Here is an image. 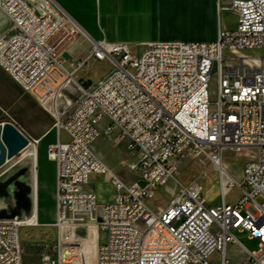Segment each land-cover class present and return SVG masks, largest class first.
<instances>
[{
    "label": "built area",
    "instance_id": "2783aa9c",
    "mask_svg": "<svg viewBox=\"0 0 264 264\" xmlns=\"http://www.w3.org/2000/svg\"><path fill=\"white\" fill-rule=\"evenodd\" d=\"M225 10L236 15V28L220 31L213 42H152L139 58L128 43L102 40L74 62L71 73L53 41L70 22L61 6L54 0H0L9 21L0 38V68L43 106L62 90L77 99L56 124L68 141L59 138L47 150L56 165L57 245L45 264H87L91 233L94 264H213L216 253L220 264H230L226 249L236 241L235 231L259 244L242 264H264V70L245 64L229 69L224 54L264 49V0H232ZM91 60L108 61L112 70L85 86L74 77ZM71 83L74 91L67 88ZM103 132L116 133L138 154L129 164L138 173L136 182L127 183L96 154L93 145ZM29 145L37 147V141ZM229 149L254 152L240 181L223 164ZM185 160L206 161L217 173L218 205L207 202L203 175L180 181ZM92 176L112 186V202L98 205ZM233 189L240 199L229 203ZM160 190L171 200L154 210L149 202ZM32 216L0 220V264H27L21 229L41 226L29 221ZM101 228L109 232L102 246Z\"/></svg>",
    "mask_w": 264,
    "mask_h": 264
},
{
    "label": "rangeland",
    "instance_id": "374dc122",
    "mask_svg": "<svg viewBox=\"0 0 264 264\" xmlns=\"http://www.w3.org/2000/svg\"><path fill=\"white\" fill-rule=\"evenodd\" d=\"M73 27L68 23L60 34L71 31ZM144 28L139 29L146 32ZM147 34V33H146ZM145 33H133L132 37L126 40V43L135 45L139 38H145ZM137 57H142L147 50L146 45H140L133 48ZM83 53V52H82ZM225 57H228L226 51ZM233 58L228 60V68L236 70L243 68V64L253 70H264V49L246 51L241 50L236 54L231 55ZM239 56H247L249 59H241ZM77 58V57H76ZM254 59V60H252ZM77 60L74 59V62ZM112 70V65L108 61L96 62L91 61L88 66L75 74L74 80L80 81L81 84L88 86L96 84L105 78ZM218 71L215 64L213 73ZM225 75V71H223ZM234 76H230L232 80ZM73 88H76L71 83ZM210 100L212 102L217 99V76H213L210 87ZM67 93L63 90L58 94L55 93L54 98L46 105L40 104L36 99L32 98L27 93L23 92L0 68V126L5 124L4 131L12 134L15 139V151L9 153L8 144L5 139H1L0 143V214L10 215L20 211L25 213L23 206L25 199L32 200V187L29 170L25 161L21 159L20 148L24 143H28L31 139H37L50 128H56L58 121L63 123L70 112L75 107L76 98L65 97ZM70 100V101H68ZM70 102V103H68ZM100 138H105L107 141L108 154L105 162L108 166L114 167V171L123 178L127 183L131 184L138 180L137 171H131L129 164H135L138 159L136 152H131L128 149V143L114 134L103 132ZM99 138V139H100ZM251 152L249 150H226L223 154V164L227 173L235 180L240 181L241 174L245 164L250 160ZM41 167L39 189H38V209L41 222H52L56 220V195L52 184L51 171L46 165L43 157V148L41 147ZM12 155V157L10 156ZM9 156L11 157L8 161ZM101 158V157H100ZM102 159V158H101ZM103 160V159H102ZM123 161V162H122ZM122 162V165H121ZM50 166V165H49ZM56 166V165H55ZM26 168V169H25ZM202 176V184L205 187L204 196L207 202L216 206L220 203V188L218 184V175L209 168V164L203 160H185L179 169V179L183 184H187L193 178ZM171 186V184H170ZM97 188V185H95ZM227 202L235 203L240 199V192L233 189L227 195ZM171 200L170 195H166L164 190H160L154 199L149 202V206L157 210L165 208ZM78 235L84 237L85 231L78 230ZM235 239L240 242L249 252L259 250L257 240H250L247 233H233ZM109 239L107 229L99 230V245H106ZM21 241L23 245L24 262L27 264H45V262L54 256V250L57 245V231L53 226L22 228ZM86 260L87 264H94L95 247L94 236L90 234L88 244L86 245ZM237 259V257H235ZM213 264H220L218 254H214L211 258ZM234 264V259L231 261Z\"/></svg>",
    "mask_w": 264,
    "mask_h": 264
},
{
    "label": "crops",
    "instance_id": "0c3cea01",
    "mask_svg": "<svg viewBox=\"0 0 264 264\" xmlns=\"http://www.w3.org/2000/svg\"><path fill=\"white\" fill-rule=\"evenodd\" d=\"M54 1L68 14L69 24L73 27L70 32L67 31L64 34H60L61 30L53 39L64 67L71 73L75 69L74 59L78 61L87 58L94 42L105 40L109 43H126V40L130 39L133 33H138L139 35L141 33L147 34L145 38H139L135 45L130 44L132 50L140 45L148 46L152 42H213L217 39L220 31L234 30L237 23L236 15L231 11L225 10L229 8L232 0ZM8 27V18L0 11V38L6 33ZM146 27H151L152 31L150 29H146V32L141 31ZM59 138L65 142L69 139L65 132L61 131L58 133L57 128H50L37 139H31L37 141L36 156L35 150L31 146H27L20 151L21 159L25 161L29 169L33 192L32 208L35 205V219L44 227L52 226L56 220L52 222L40 221L37 199L41 147L43 148V157L46 165L51 171L52 184L56 195V166L54 162L49 160L47 150ZM106 146L107 141L105 138L98 139L93 145L96 154L104 162L109 151L107 149L108 146ZM31 148H33V155L24 157L25 151ZM9 161L10 158L7 162ZM109 167L114 171V167ZM95 185H97V188H95ZM91 188L96 191L99 206L113 201L115 191L102 177L92 176ZM249 253L237 240L230 243L226 249V256L230 264L233 259L234 264H242L248 258Z\"/></svg>",
    "mask_w": 264,
    "mask_h": 264
},
{
    "label": "water",
    "instance_id": "95a60500",
    "mask_svg": "<svg viewBox=\"0 0 264 264\" xmlns=\"http://www.w3.org/2000/svg\"><path fill=\"white\" fill-rule=\"evenodd\" d=\"M3 131V134L1 135V132ZM1 139H5L7 141V144H8V149H9V153H12L13 151H15V139L14 137H12V134H8V132L6 133V131H4V128L0 126V143H1ZM26 145H28V143H24ZM22 146L20 148V150L24 147ZM12 157V155H10ZM9 156V157H10ZM10 157V158H11ZM26 169V168H25ZM26 172H27V169H26ZM23 209H24V214L21 213L20 211L18 212H14L10 215H2L0 214V220H11V219H24V218H30L32 216V200L26 198L25 199V205L23 206Z\"/></svg>",
    "mask_w": 264,
    "mask_h": 264
},
{
    "label": "bare ground",
    "instance_id": "6f19581e",
    "mask_svg": "<svg viewBox=\"0 0 264 264\" xmlns=\"http://www.w3.org/2000/svg\"><path fill=\"white\" fill-rule=\"evenodd\" d=\"M229 54V53H228ZM228 58H229V60H231L233 57L231 56V54H229L228 55ZM239 58H241V59H243L244 58V60L245 59H249V57H247V56H239ZM252 60H254V59H252ZM67 88L70 90V91H74V88L70 85H68L67 86ZM5 126V124H3V125H1V127H4ZM3 134V131L1 132V135ZM27 146H31V147H33L34 148V150H35V156H36V151H37V147H35V146H33V145H26V146H24L23 148H25V147H27ZM22 148V149H23ZM33 148H31L30 150H27V151H25V153L23 154V156L24 157H27V156H31V155H33ZM21 149V150H22ZM10 158V157H9ZM11 159V158H10ZM27 170H29L28 168H27ZM29 172V171H28ZM32 218L29 220V221H32V222H35V205H34V207H33V210H32Z\"/></svg>",
    "mask_w": 264,
    "mask_h": 264
}]
</instances>
